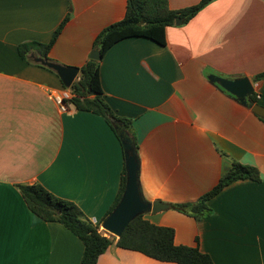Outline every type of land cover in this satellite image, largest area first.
<instances>
[{"label": "crops", "instance_id": "1", "mask_svg": "<svg viewBox=\"0 0 264 264\" xmlns=\"http://www.w3.org/2000/svg\"><path fill=\"white\" fill-rule=\"evenodd\" d=\"M198 1L168 0L172 8ZM126 4L0 0V264H79L83 252L77 235L28 208L17 183L39 182L74 201L103 231L125 168L123 146L105 118L59 109L53 94L65 91L66 98L69 87L52 68L23 58L18 45L49 41L68 13L48 56L80 67ZM262 70L264 0H210L189 20L167 25L164 44L126 36L99 63L106 101L132 119L142 194L169 204L143 216L172 226L176 243L196 245L215 264H264V115L207 74L247 75L252 100L264 106V77L253 79ZM232 159L255 165L261 178L229 182L200 218L171 206L209 190ZM96 264L177 263L112 244Z\"/></svg>", "mask_w": 264, "mask_h": 264}, {"label": "trees", "instance_id": "2", "mask_svg": "<svg viewBox=\"0 0 264 264\" xmlns=\"http://www.w3.org/2000/svg\"><path fill=\"white\" fill-rule=\"evenodd\" d=\"M209 1L199 0L191 5L172 8L168 0H127L123 17L105 25L96 35L94 46L99 49L100 58L88 57L79 67L78 77L69 86L70 95L64 98L67 107L87 109L102 115L119 137L123 149L122 139L128 136L138 155L132 119L115 114L103 95L99 77L100 59L107 48L126 36L143 35L164 44L167 25L174 24L177 17L181 18V22L189 20ZM68 16L67 13L49 41L31 40L19 43L21 56L29 61H35L34 57L37 55L49 58L48 51ZM261 77H264V70L256 73L253 79ZM251 97L255 99L254 92ZM237 178L259 180L261 176L255 165L232 159L230 167L209 190L194 200L172 202L171 206L195 218L203 217L211 211L207 200ZM124 185L125 168L117 195L106 213L119 201ZM17 187L31 211L44 220L59 221L82 240L83 252L79 264H96L99 254L112 244L177 264H215L210 254L196 245L176 243L172 226L154 223L145 218L143 213L131 219L116 237L100 230L99 224L93 222L74 201L54 194L41 183L20 182Z\"/></svg>", "mask_w": 264, "mask_h": 264}, {"label": "water", "instance_id": "3", "mask_svg": "<svg viewBox=\"0 0 264 264\" xmlns=\"http://www.w3.org/2000/svg\"><path fill=\"white\" fill-rule=\"evenodd\" d=\"M180 21V17L175 19L176 23ZM89 57L99 59V49L93 48L89 53ZM34 59L55 70L63 85L67 87L76 79L80 71L79 66L61 63L47 57L37 55ZM207 77L243 104L249 105L253 111L264 115V106L251 98L254 89L247 75L223 76L210 72ZM122 143L124 144L125 166L124 189L117 204L101 220L102 228L117 237L127 223L138 214L146 211H157L169 205L159 199L147 200L144 198L139 183V157L135 152V147L128 136L122 139Z\"/></svg>", "mask_w": 264, "mask_h": 264}, {"label": "built area", "instance_id": "4", "mask_svg": "<svg viewBox=\"0 0 264 264\" xmlns=\"http://www.w3.org/2000/svg\"><path fill=\"white\" fill-rule=\"evenodd\" d=\"M67 92L63 91L62 93H54L53 98L55 103L58 105L59 109L64 110L67 108V105L65 104L64 98Z\"/></svg>", "mask_w": 264, "mask_h": 264}, {"label": "rangeland", "instance_id": "5", "mask_svg": "<svg viewBox=\"0 0 264 264\" xmlns=\"http://www.w3.org/2000/svg\"><path fill=\"white\" fill-rule=\"evenodd\" d=\"M103 231H104L105 233L109 234V232H107L106 230L103 229Z\"/></svg>", "mask_w": 264, "mask_h": 264}]
</instances>
